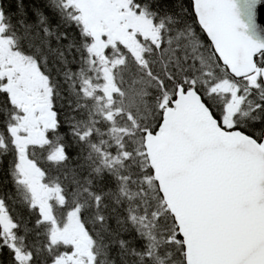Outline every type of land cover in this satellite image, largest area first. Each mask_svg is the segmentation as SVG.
I'll return each instance as SVG.
<instances>
[{
    "label": "snow or ice",
    "instance_id": "6c2138e0",
    "mask_svg": "<svg viewBox=\"0 0 264 264\" xmlns=\"http://www.w3.org/2000/svg\"><path fill=\"white\" fill-rule=\"evenodd\" d=\"M0 264H264V0H0Z\"/></svg>",
    "mask_w": 264,
    "mask_h": 264
}]
</instances>
